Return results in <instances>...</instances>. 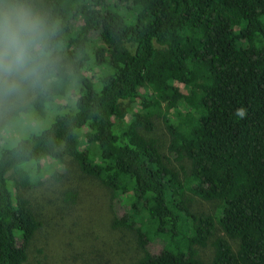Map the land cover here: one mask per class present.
Segmentation results:
<instances>
[{"label": "trees", "instance_id": "16d2710c", "mask_svg": "<svg viewBox=\"0 0 264 264\" xmlns=\"http://www.w3.org/2000/svg\"><path fill=\"white\" fill-rule=\"evenodd\" d=\"M8 2L44 18L50 64L0 123L48 121L0 150V264H24L42 226L22 189L67 158L127 201L112 226L135 232L131 264H264V0ZM161 115L164 150L149 135ZM193 197L216 212L192 211Z\"/></svg>", "mask_w": 264, "mask_h": 264}, {"label": "rangeland", "instance_id": "374dc122", "mask_svg": "<svg viewBox=\"0 0 264 264\" xmlns=\"http://www.w3.org/2000/svg\"><path fill=\"white\" fill-rule=\"evenodd\" d=\"M175 84L184 89L182 84ZM34 95V84H28L12 106H0V123ZM133 105L135 108L136 104ZM128 117L129 114L126 119ZM164 121L162 115L155 117L156 129L149 134L157 138L162 150L168 141ZM47 125L48 121L22 119L10 123L0 134V150L13 147L21 138L37 133ZM82 132L79 135L81 144L85 142ZM41 168L43 182L22 189L42 221L41 228L28 244L24 264H131L143 255L134 231L112 226L113 217L127 210V201L122 197L113 200L97 180L81 173L71 158H67L64 165L43 161ZM52 172L60 173L61 177L53 178L50 176ZM68 191L75 193L74 202L64 198V193ZM190 207L197 212L214 213L217 210L215 202L196 197H193ZM159 245L160 241L155 239L149 244V250L158 252ZM212 251L210 245L198 248L203 260H209Z\"/></svg>", "mask_w": 264, "mask_h": 264}, {"label": "clouds", "instance_id": "9594fccd", "mask_svg": "<svg viewBox=\"0 0 264 264\" xmlns=\"http://www.w3.org/2000/svg\"><path fill=\"white\" fill-rule=\"evenodd\" d=\"M49 64V28L44 18L24 4L0 6V106H12L26 85L40 81ZM236 115L242 119L246 111L237 109Z\"/></svg>", "mask_w": 264, "mask_h": 264}]
</instances>
